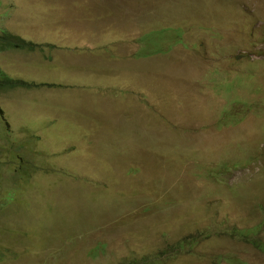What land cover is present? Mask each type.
<instances>
[{
    "label": "rangeland",
    "instance_id": "rangeland-1",
    "mask_svg": "<svg viewBox=\"0 0 264 264\" xmlns=\"http://www.w3.org/2000/svg\"><path fill=\"white\" fill-rule=\"evenodd\" d=\"M0 31L53 47L0 52V264H264V0H0Z\"/></svg>",
    "mask_w": 264,
    "mask_h": 264
},
{
    "label": "trees",
    "instance_id": "trees-1",
    "mask_svg": "<svg viewBox=\"0 0 264 264\" xmlns=\"http://www.w3.org/2000/svg\"><path fill=\"white\" fill-rule=\"evenodd\" d=\"M148 33L143 37L152 35ZM44 47L53 48L50 45H39L26 41L17 36H14L8 32L0 31V52L4 51H22V52H33L36 50H42ZM43 51V50H42ZM28 84L22 80L12 79L7 76L3 71L0 70V92L13 90L19 87H27ZM101 250V246L96 247L94 251L98 252Z\"/></svg>",
    "mask_w": 264,
    "mask_h": 264
}]
</instances>
